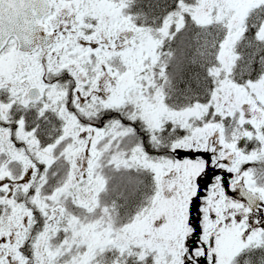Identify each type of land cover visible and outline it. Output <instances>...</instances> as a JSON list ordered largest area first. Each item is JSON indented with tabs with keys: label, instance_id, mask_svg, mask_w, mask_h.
Listing matches in <instances>:
<instances>
[{
	"label": "snow or ice",
	"instance_id": "6c2138e0",
	"mask_svg": "<svg viewBox=\"0 0 264 264\" xmlns=\"http://www.w3.org/2000/svg\"><path fill=\"white\" fill-rule=\"evenodd\" d=\"M0 264H264V0H0Z\"/></svg>",
	"mask_w": 264,
	"mask_h": 264
}]
</instances>
